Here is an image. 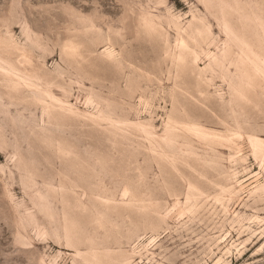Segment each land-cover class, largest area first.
I'll return each instance as SVG.
<instances>
[{
	"label": "rangeland",
	"instance_id": "rangeland-1",
	"mask_svg": "<svg viewBox=\"0 0 264 264\" xmlns=\"http://www.w3.org/2000/svg\"><path fill=\"white\" fill-rule=\"evenodd\" d=\"M0 264H264V0H0Z\"/></svg>",
	"mask_w": 264,
	"mask_h": 264
},
{
	"label": "bare ground",
	"instance_id": "bare-ground-1",
	"mask_svg": "<svg viewBox=\"0 0 264 264\" xmlns=\"http://www.w3.org/2000/svg\"><path fill=\"white\" fill-rule=\"evenodd\" d=\"M204 131H202V133H203ZM220 141V140H219ZM124 194H125V191L123 192Z\"/></svg>",
	"mask_w": 264,
	"mask_h": 264
}]
</instances>
